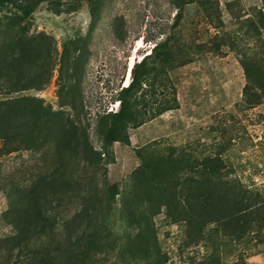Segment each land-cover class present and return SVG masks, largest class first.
Returning a JSON list of instances; mask_svg holds the SVG:
<instances>
[{
  "label": "rangeland",
  "instance_id": "obj_1",
  "mask_svg": "<svg viewBox=\"0 0 264 264\" xmlns=\"http://www.w3.org/2000/svg\"><path fill=\"white\" fill-rule=\"evenodd\" d=\"M217 1L222 21L218 28L208 22L195 0H185L177 25L171 0H101L96 20L90 0H38L25 16L20 33L50 37L57 62L64 43L76 37L86 39L83 110L78 115L62 106L68 97H60L59 65L44 89L7 95L1 90L0 101L23 99L29 127L34 99L50 107L57 119L70 114L78 126L86 127L91 145L102 154L97 161L81 160L71 151L60 154L46 127L41 134L48 136L35 148L20 143L19 126L7 132V140L0 139V264L16 263L17 258V250L11 259L1 241L13 231L11 206L24 190L28 193L52 176L59 182L49 189L48 208L56 216L58 234H41L33 240L30 249L42 244L43 249H38L49 254L28 256L26 264H264V231L239 238L210 224L195 239L184 222H174L171 210L159 199L166 188L159 181H166V186L177 183L174 202L180 210L187 205L188 183L207 177L239 180L264 194V97L258 105L248 106L240 62L255 57L264 66V28L256 32L247 23L250 18L258 20L259 11L264 16V0ZM35 2L16 0V6L0 8V22L20 13V6ZM5 30L0 26V45ZM216 33L229 35L232 44L213 50ZM166 37L171 38L173 56L154 87H142L148 90L146 104L141 106L142 111L147 109L144 122L128 124L127 140L104 148L97 116L105 109H118L110 99L118 85L125 83L135 45H141L135 54L138 62ZM174 94L177 107L155 114L156 107L171 101ZM217 157L224 169L205 172L203 160ZM113 185L117 192L110 209L102 207L104 215L90 224L74 225L72 244L63 243V220L80 209L82 195L91 192L105 197ZM134 196L139 203L136 219L126 216L135 206L129 200Z\"/></svg>",
  "mask_w": 264,
  "mask_h": 264
},
{
  "label": "trees",
  "instance_id": "obj_2",
  "mask_svg": "<svg viewBox=\"0 0 264 264\" xmlns=\"http://www.w3.org/2000/svg\"><path fill=\"white\" fill-rule=\"evenodd\" d=\"M195 1L208 22L214 28H218L222 24L218 1ZM90 2V13L96 20L101 0H90ZM171 2L176 8L173 23L177 25L185 0H171ZM37 3L38 0L33 5L20 6V13H14L0 22V26L3 25L7 31L0 45V81H2L0 91L3 90V93L7 95L31 89L42 90L49 84L56 65H59L57 71L60 97L62 94L68 97L62 106H69L79 115L83 110L81 85L87 58L86 39L76 37L64 43L61 57L57 62L53 56L56 50L50 37L43 33L28 37L19 31L25 16L33 12ZM7 5L16 6V0H0V8ZM259 13L258 20L255 18L247 20L249 27L256 32L264 28V16L260 11ZM213 40L215 49H212L216 51H219L222 46L232 44L229 35L222 36L216 33ZM172 51L170 37L156 41L148 54L133 64L129 84L127 86L118 85L115 95L110 99V103L118 105V109L114 112L112 109L110 111L105 109L97 116L96 128L104 148L114 142L127 140L128 124L137 125L144 122L147 109L142 111L141 106L146 104L145 96L148 95V90L145 91L142 87L143 85L150 89L154 87L155 81L165 70L169 59H172ZM72 54L74 56H71ZM240 62L246 76V84L243 88L244 98L248 106H256L264 97V66L255 57L243 58ZM33 101L31 109L33 118L30 127L26 122L28 118L26 109L22 108L23 99L0 101V139L7 140V132L19 126L17 134L23 136L20 143L26 147H38L41 141L49 135L55 140L60 154L71 151L73 156H79L84 161L91 159L97 161L101 158L102 152L91 145L86 127L78 126L76 120L69 118L70 114L57 119V114L50 111V107L46 109L40 100L34 99ZM177 104L174 94L171 101L160 103L154 113L162 114L176 108ZM55 120H57L56 123L52 125ZM42 127L47 128L48 135L41 134ZM202 167L210 174L224 169L225 165L222 159L217 157L203 160ZM140 172L143 173V170ZM58 182V178L54 176L45 178L35 184L28 193H24V190L11 206L10 211L14 213L13 231L1 241L7 245L6 252L11 255V259L14 249L17 250L16 263L13 264H26L28 256L46 255L48 257L49 252H42L44 247L42 244L38 247L42 249H30V246L31 242L38 239L41 234H50L53 237L58 234L55 232L56 216L48 208L52 203L50 200L52 194L49 189L54 190L53 186ZM159 183L166 187L159 199L166 204L169 211L171 210L170 214L174 222H184L188 231L195 235V239L201 238L203 229L210 224L216 225V231L239 238L249 233L259 234L264 231V194L239 180L227 181L222 178L207 177L200 181H190L187 205L180 210L176 209L178 204L174 202L177 183L170 182L167 186L166 181L161 180ZM110 189V194L105 197L91 192L82 195L80 209L71 217L63 220V231L60 235L63 243L65 241L72 244L74 225L82 222L90 224L92 220L104 215L100 213L102 207L110 209L117 188L113 185ZM129 200H133L135 206L126 216L138 218L137 197L134 196Z\"/></svg>",
  "mask_w": 264,
  "mask_h": 264
},
{
  "label": "bare ground",
  "instance_id": "obj_3",
  "mask_svg": "<svg viewBox=\"0 0 264 264\" xmlns=\"http://www.w3.org/2000/svg\"><path fill=\"white\" fill-rule=\"evenodd\" d=\"M140 47H141V45H135V47H134V49L132 51V56H131V58L129 60V63H128L126 79H125V83L123 84V86H127L129 84V82H130L131 68H132L133 64L135 63V61H136L135 54L140 49Z\"/></svg>",
  "mask_w": 264,
  "mask_h": 264
},
{
  "label": "built area",
  "instance_id": "obj_4",
  "mask_svg": "<svg viewBox=\"0 0 264 264\" xmlns=\"http://www.w3.org/2000/svg\"><path fill=\"white\" fill-rule=\"evenodd\" d=\"M153 46V45H152Z\"/></svg>",
  "mask_w": 264,
  "mask_h": 264
}]
</instances>
